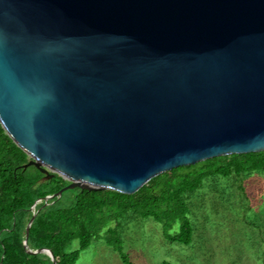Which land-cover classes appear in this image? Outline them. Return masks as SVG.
I'll return each instance as SVG.
<instances>
[{
  "label": "water",
  "instance_id": "obj_1",
  "mask_svg": "<svg viewBox=\"0 0 264 264\" xmlns=\"http://www.w3.org/2000/svg\"><path fill=\"white\" fill-rule=\"evenodd\" d=\"M0 122L69 181L26 247L42 200L264 151V0H0Z\"/></svg>",
  "mask_w": 264,
  "mask_h": 264
},
{
  "label": "trees",
  "instance_id": "obj_2",
  "mask_svg": "<svg viewBox=\"0 0 264 264\" xmlns=\"http://www.w3.org/2000/svg\"><path fill=\"white\" fill-rule=\"evenodd\" d=\"M29 161L30 156L0 122V264H54L48 254L29 251L43 248L52 250L57 264H75L81 251L100 237L115 248L126 264H131L117 236L120 220L128 213L153 218L163 225L172 241L190 244L194 225L189 195L211 177L247 178L253 173L264 174V151H260L219 156L174 168L132 194L111 189H70L47 204L45 200L37 204L39 211L26 247V228L34 214L32 206L69 184L60 174L47 176L34 165L26 166ZM176 225L178 231L171 235ZM74 240L79 241V248L67 251Z\"/></svg>",
  "mask_w": 264,
  "mask_h": 264
},
{
  "label": "rangeland",
  "instance_id": "obj_3",
  "mask_svg": "<svg viewBox=\"0 0 264 264\" xmlns=\"http://www.w3.org/2000/svg\"><path fill=\"white\" fill-rule=\"evenodd\" d=\"M193 241H172L153 218L126 214L117 229L131 264H264V174L211 177L188 197ZM115 223H110L113 226ZM178 226L170 231L174 235ZM79 248L74 240L67 251ZM75 264H126L103 237L82 250Z\"/></svg>",
  "mask_w": 264,
  "mask_h": 264
}]
</instances>
